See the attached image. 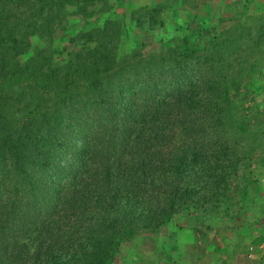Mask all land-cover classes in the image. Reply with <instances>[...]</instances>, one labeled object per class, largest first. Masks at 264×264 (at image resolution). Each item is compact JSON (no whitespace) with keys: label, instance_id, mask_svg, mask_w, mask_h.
<instances>
[{"label":"trees","instance_id":"16d2710c","mask_svg":"<svg viewBox=\"0 0 264 264\" xmlns=\"http://www.w3.org/2000/svg\"><path fill=\"white\" fill-rule=\"evenodd\" d=\"M109 10L0 0V264H114L174 214L215 211L246 158L221 55L187 36L121 51Z\"/></svg>","mask_w":264,"mask_h":264},{"label":"rangeland","instance_id":"374dc122","mask_svg":"<svg viewBox=\"0 0 264 264\" xmlns=\"http://www.w3.org/2000/svg\"><path fill=\"white\" fill-rule=\"evenodd\" d=\"M108 1L111 10L107 14H112L116 20L121 51H158L165 40L187 36L192 43L211 52L217 51L222 58L219 73L226 80V84L223 83L233 105L232 114L244 132L246 158L228 181V199L218 204L215 211L178 213L184 218L194 215L196 226L212 229L222 226L220 218L225 219V226H235L234 218L240 210L250 211L254 207L253 210L264 211V0ZM153 5L158 6L160 24L155 22L148 28L144 20L140 27L134 25L131 11L142 12ZM81 26L78 22L70 30L54 32L51 49L56 57L63 56V48L71 47L67 37ZM234 132H238L237 128ZM168 223L121 243L113 263L127 264L130 258H143L147 264L150 260L147 255L153 252L155 244L168 241L156 237L161 227L171 226Z\"/></svg>","mask_w":264,"mask_h":264},{"label":"crops","instance_id":"0c3cea01","mask_svg":"<svg viewBox=\"0 0 264 264\" xmlns=\"http://www.w3.org/2000/svg\"><path fill=\"white\" fill-rule=\"evenodd\" d=\"M253 208L237 212L235 226H225V219L220 218L222 226L212 229L196 226L194 215L174 214L168 223L171 226L156 233L158 239L168 241L155 244L147 264H264V211ZM176 223L183 226L176 227ZM128 262L146 264L143 258Z\"/></svg>","mask_w":264,"mask_h":264},{"label":"built area","instance_id":"2783aa9c","mask_svg":"<svg viewBox=\"0 0 264 264\" xmlns=\"http://www.w3.org/2000/svg\"><path fill=\"white\" fill-rule=\"evenodd\" d=\"M264 188V187H263Z\"/></svg>","mask_w":264,"mask_h":264}]
</instances>
